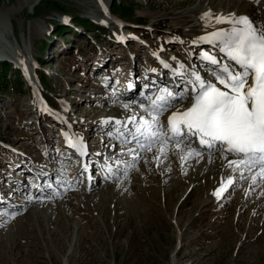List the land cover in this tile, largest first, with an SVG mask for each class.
<instances>
[{
    "label": "rangeland",
    "instance_id": "rangeland-1",
    "mask_svg": "<svg viewBox=\"0 0 264 264\" xmlns=\"http://www.w3.org/2000/svg\"><path fill=\"white\" fill-rule=\"evenodd\" d=\"M115 1L131 7L134 15L131 18L122 16L135 27L142 28L141 31L133 28L144 38L131 42L130 48L138 52L137 63L129 59L125 48H118L115 23H110L116 36L111 38L109 34L88 30L76 22L77 16L96 18L97 14L102 15L101 20H114L112 15L99 11V0H40L36 5L33 0H0V59L11 56V52L21 67L26 65L29 68L30 56L43 58L38 68L44 70L48 66L47 71L52 72L48 94L53 96L54 92L60 91V95L77 108L79 126L91 136L90 144L103 142L106 148L110 145V154L117 152L115 155L118 156L122 154L118 152L121 147L110 136L111 129L108 127L109 132L105 131L107 126L101 121L123 118L121 115L131 112V109L123 107L128 103L124 102L127 98L119 100L114 91L118 94L125 92L133 71L139 74L137 80L141 79L138 71H145L142 63L147 65L150 61L148 43L156 46L157 42L159 47L165 41V55L171 60L175 57L173 61L176 62L184 63V58L192 61L199 56L201 49L211 48L206 43H193L208 33L199 27V14L207 9H225L248 16L257 26L264 27V0H103L102 4L107 5L109 11ZM141 19L143 25L140 24ZM90 39L97 47L91 44ZM20 44L22 47L25 44L26 50L24 47L22 50ZM1 61L0 64L4 62ZM10 65L8 71H0V89H5L0 90V157L8 163L6 171L15 173L14 162L9 163L11 159L6 157L10 152L16 160L11 149L15 146L26 150L28 158L37 167L56 171L54 168H58L59 161L55 158L66 155L59 125L56 122L48 124L47 121L39 126L27 123V114L34 108L33 91L26 77V85L22 80L24 73L20 65ZM16 71H19L21 86L15 82L14 88L11 84ZM7 74L9 82L4 79ZM147 81L151 82L150 79ZM172 85L173 91H179L175 84ZM130 93H133V96H128L131 101L139 97L136 85ZM187 102L189 100L186 99ZM40 114L43 117L45 110ZM110 154H107V159H114ZM128 157L125 154L117 158L126 163L119 166V173L132 170L134 163ZM174 158L181 159L170 156L161 168L158 165L155 169L152 167L154 171L149 168L145 175L137 168L139 171L134 172L137 176L130 189L124 190L121 188L123 182L113 181L99 182L97 188L89 193L75 191L72 207L59 203V210L55 213L49 210L38 212L37 206L26 204L28 195L19 193V196L12 197L21 205L9 207L0 198L3 202L0 203L1 216L12 214L11 210L26 212L9 223L2 224L0 219V264H173L172 251L182 230L179 264H264L262 182L255 184V188L250 190L251 196L245 199L244 191L252 182L249 178L244 181L240 177L235 186L241 185L236 189H230L222 199H212L207 190L212 188L213 181L205 182L211 168H206L205 174L200 173L199 158L198 162L191 161L187 174L184 173L186 169L170 172ZM64 162L70 163L65 159ZM128 165L130 167L125 169ZM65 169H70L65 172L67 180H76V166L65 165ZM196 172L199 182L194 186ZM23 180L24 177H15L16 185ZM6 181L11 183L10 179ZM69 181L63 182V188L59 187L67 191L74 188L76 183ZM5 201L9 202L10 198H5ZM1 207L5 208V213Z\"/></svg>",
    "mask_w": 264,
    "mask_h": 264
},
{
    "label": "snow or ice",
    "instance_id": "snow-or-ice-1",
    "mask_svg": "<svg viewBox=\"0 0 264 264\" xmlns=\"http://www.w3.org/2000/svg\"><path fill=\"white\" fill-rule=\"evenodd\" d=\"M202 19L207 21L206 26L229 25L193 42L209 44L215 50L199 52L200 60L212 65L210 72L201 74L195 66L190 69L182 61L173 66L161 60L163 67L172 72L173 80L179 81L176 85L179 91L163 85L155 93L133 101L145 115L135 113L127 120L110 118L108 122L120 126L117 138L123 145L121 153L126 152L133 161L140 158V152L152 151L157 144L161 145V153L169 144L184 150L186 156L182 160L218 152L227 161L226 167L232 172L239 170L241 178L247 179L245 172L258 169L251 176L255 183L257 176L264 178V27L257 26L248 16L235 13L214 15L208 11ZM128 88L132 89L133 85L129 84ZM186 99L191 102L185 107ZM123 107L128 109L130 105L125 103ZM165 113H170L166 126L162 120ZM65 137L68 147L80 156L87 155V146L81 138L67 133ZM121 163L116 160V169L109 165L108 172H118ZM83 167L88 171L86 163ZM234 184L235 176L221 177L220 187L213 194L221 198ZM32 187L40 195L29 193L30 201L52 198L53 194L43 195L45 186L33 184ZM46 187L52 189L53 183H47ZM12 215L14 218L15 214Z\"/></svg>",
    "mask_w": 264,
    "mask_h": 264
},
{
    "label": "bare ground",
    "instance_id": "bare-ground-1",
    "mask_svg": "<svg viewBox=\"0 0 264 264\" xmlns=\"http://www.w3.org/2000/svg\"><path fill=\"white\" fill-rule=\"evenodd\" d=\"M39 1L40 0H33V2L35 3V5L37 4V3H39ZM245 1V0H244ZM250 1V0H249ZM107 6V5H106ZM227 6V5H226ZM98 8V7H97ZM99 9V8H98ZM99 11H100V9H99ZM208 11H211L214 15H218V14H221V13H223V14H225V15H227V14H230V13H233V12H229L228 10H225V9H217V10H213V9H207V10H205V11H203L201 14H199V16H198V19H199V21H200V24L201 25H199V27H201V30H204V31H206V32H212V31H214V30H216V29H218V28H228L229 27V25H227V24H219V25H217V24H213L212 26H206V24H207V21L205 20V19H202V17H203V15H204V13L205 12H208ZM109 12H110V15H112V17H114V20H112V21H104V20H101V16L102 15H99V14H97L96 15V18H95V20L98 22V23H101V24H104V25H107V24H109L110 25V23H114V22H116L117 21V19H116V17L114 16V14H113V12L111 11V9L109 10ZM105 15V14H104ZM237 16H241L240 14H236ZM165 42V41H164ZM208 49V48H207ZM1 55H5V53H1ZM0 60H3V59H0ZM199 60H200V58H199ZM199 60H193V62L195 63V64H197L198 66H201L202 68H205V66H209V67H212V65H209V64H206L205 62H203V61H199ZM202 64H204V65H202ZM173 78V77H172ZM169 82V81H168ZM175 82L176 83H178L177 82V80H175ZM41 83V82H40ZM35 84L37 85V84H39V82L38 81H36L35 82ZM152 85V84H151ZM150 85V86H151ZM147 85H145V87H146ZM149 86V87H150ZM148 87V88H149ZM172 87H173V85H172ZM138 90V89H137ZM153 93L155 92V91H152ZM37 94L38 95H40V93H39V91H37ZM152 94V93H151ZM125 96V95H124ZM128 96L129 97H131V96H133V93H128ZM139 98V97H138ZM187 100H189V102H190V99H187ZM189 102H187V103H185L184 104V106L186 107L188 104H189ZM131 107H129L128 109H130ZM41 113V112H40ZM45 113H47L46 111H45ZM168 114H170V113H167V115ZM41 116H42V114H40ZM163 118V117H162ZM163 121H164V123H165V126H166V122H167V117L165 116L164 117V119H162ZM130 147V146H129ZM160 148H161V145H159V144H157V145H154L153 146V148H152V151H142V152H140V158L138 159V160H135V161H133V159H132V157L131 156H129L127 159H130V161L131 162H133L134 163V166H136V165H138L140 162H142L141 164H140V169L139 170H142V172L144 173L149 167H153V166H155L154 164L155 163H159V162H161V160L163 159V158H165L166 156H173V155H175V151H172V152H170V150L169 149H171V148H174L172 145H168V146H166L165 147V151L163 152V153H161V151H160ZM175 149V148H174ZM154 150L156 151V152H154ZM154 154H153V153ZM152 153V154H151ZM117 155V154H116ZM115 155V156H116ZM124 155L125 154H119L118 155V157H124ZM127 155H129V154H126V156ZM183 156H185V154H184V152L182 153V156L181 157H183ZM131 157V158H130ZM193 159V158H201V157H195V156H192V157H187L186 159H184V160H182V159H180L179 158V163H177V162H175L171 167H170V172L171 171H177V170H179L180 168H181V166L184 168V169H186V170H184V173L185 174H187V173H189L190 171H189V164H190V159ZM232 157H229V159H231ZM73 159H75V160H79V161H81V159H80V157L79 156H73ZM190 160V161H189ZM203 160V161H202ZM200 161H201V164L199 165V169H200V173H204L205 174V172H204V170L206 169V168H208V167H210L211 168V173L208 175V176H206L205 177V182L207 183V182H210V183H212V181H213V186H212V188L210 189V190H207V192H208V194L210 195V197L212 198V199H216L217 197L213 194L219 187H220V181H221V178H220V176L221 175H223L222 177H225V175H227V177H225L226 179L230 176V175H232V176H235V178H237V180H235V183L237 182H239V180H240V175H239V170H237L236 172H232V170L231 169H228L227 167H226V164H227V161H225L224 159H222V157H221V155H220V153H213V154H204L203 155V157L200 159ZM122 163L120 164V165H123L124 163H125V160H122L121 161ZM145 163V164H144ZM200 163V162H199ZM126 164V163H125ZM124 164V165H125ZM146 165V166H145ZM134 166H132V167H134ZM120 167H123V166H120ZM82 169L84 170V168L82 167ZM127 172V171H126ZM176 173V172H175ZM40 175V174H39ZM213 175V176H212ZM250 175H252V174H250L249 172H245V176L246 177H249ZM192 176H194V175H192ZM29 177H33V178H37V179H39L38 178V176L37 175H33V174H31V175H29ZM47 177H48V179H54V180H59V181H61L62 182V184L61 183H59V185H61L62 186V188H63V186L65 185V183H63V180L61 179V178H56V177H54L53 176V174H49V175H47ZM131 177H133V175L131 176ZM45 178V177H44ZM239 178V179H238ZM40 180V179H39ZM136 180V178L134 179V181ZM193 180V179H192ZM130 181H133V178H131V179H127V181H123V184L121 185V188L122 189H124V190H127V189H130L131 187H133V184L132 183H130ZM263 182L264 183V178L262 179L260 176H257V178H256V184L258 183V182ZM188 182V181H187ZM194 186H196V184H197V182H199V178H198V176H197V172H196V175L194 176ZM68 183V182H67ZM120 183H122V182H120ZM251 183V182H250ZM42 184V183H41ZM69 184H71V183H69ZM3 185V184H2ZM42 185H44V184H42ZM70 186H72V185H70ZM92 186V185H91ZM5 187V186H4ZM119 187H120V185H119ZM231 187H235V184L233 185V186H231ZM62 188H60V187H58V190L57 189H55V188H52L51 189V193L50 194H53L52 195V197L53 198H51V199H44V200H38V199H36V200H28L27 201V204H34L35 206H37V211L39 212V211H41V210H43V211H46V210H49V212L50 213H55L56 212V210H59V203L60 204H67V206H68V208L69 207H72V197L75 195V193L76 192H74L73 191V188H69L70 190H63ZM122 189H120V190H122ZM83 191H85L84 189H83ZM54 192H58L59 193V195H55L54 194ZM80 192V191H79ZM226 192V191H225ZM224 192V193H225ZM81 193V192H80ZM223 193V194H224ZM30 194H32V195H34V196H36V195H40V193L38 192V190L37 191H35L34 192V190L32 189L31 191H30ZM43 195L45 196V197H47V196H49V193L47 194V191H45L44 189H43ZM222 197H224V195H222ZM27 198H28V196H27ZM61 198H64V201H60V199ZM55 199V200H54ZM222 199V198H221ZM53 200V201H52ZM209 201V200H208ZM6 207H9V205L7 204V206ZM9 214L10 213H6V214H4V215H2L1 216V214H0V219L2 220V224H5V223H9L11 220L12 221H15V220H18L17 218H9ZM43 214H45V213H43ZM29 215V214H28ZM44 216V215H43ZM24 218V217H23ZM83 219V218H82ZM179 239V238H178ZM176 264V263H175Z\"/></svg>",
    "mask_w": 264,
    "mask_h": 264
},
{
    "label": "trees",
    "instance_id": "trees-1",
    "mask_svg": "<svg viewBox=\"0 0 264 264\" xmlns=\"http://www.w3.org/2000/svg\"><path fill=\"white\" fill-rule=\"evenodd\" d=\"M112 8L118 14L123 15V16L126 15L127 17H130L131 18V16L134 15V11H133V9L131 7H128V6L124 5V4L121 5L120 2H116V1L113 2L112 3ZM76 20H77L76 22H78V23L82 24L83 26H85L88 30L91 29L94 32L95 31H98V32H102L101 34H109L110 36H113L112 33H111V31L109 29L104 28V27H102L100 25H97L93 21H91L89 19H86L83 16H77ZM140 23H143V20L142 19L140 20ZM10 67H11V65H10L9 62H3V63L0 64V71L1 70L2 71H8ZM16 73H17V75L15 74V77H14L15 80L13 79L14 82H13V84H11V85H13L14 88H16V84L18 86H21V82L18 81L19 80L18 77H20L19 71H16ZM4 77H5L4 78L5 79V82H9L10 81L8 79V74L7 75H4ZM41 78H42V80H45V77L44 76H41ZM15 82H16V84H15ZM0 86H1V83H0ZM0 90H5V89L2 88Z\"/></svg>",
    "mask_w": 264,
    "mask_h": 264
},
{
    "label": "water",
    "instance_id": "water-1",
    "mask_svg": "<svg viewBox=\"0 0 264 264\" xmlns=\"http://www.w3.org/2000/svg\"><path fill=\"white\" fill-rule=\"evenodd\" d=\"M180 246V242L178 243L177 247L174 249L173 251V256H172V259H173V264L175 263H178V258H177V251H178V247ZM179 264V263H178Z\"/></svg>",
    "mask_w": 264,
    "mask_h": 264
}]
</instances>
